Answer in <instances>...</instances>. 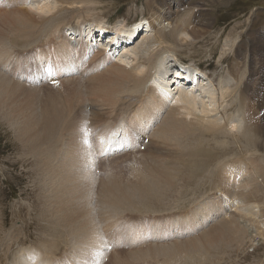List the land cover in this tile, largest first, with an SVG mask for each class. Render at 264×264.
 I'll return each mask as SVG.
<instances>
[{"label": "bare ground", "instance_id": "1", "mask_svg": "<svg viewBox=\"0 0 264 264\" xmlns=\"http://www.w3.org/2000/svg\"><path fill=\"white\" fill-rule=\"evenodd\" d=\"M5 1L8 2V0H0V8L1 5H6ZM17 2L21 3L20 0ZM60 2L66 6L73 4L70 0H60ZM167 4L166 2L164 6L166 7ZM158 5L159 14L155 12L158 14L157 18L161 15L167 18L168 11L164 14V8H161L160 4ZM39 9L41 10V8ZM88 11L86 8L85 12L88 13ZM59 13L51 15L44 21V17L35 16L33 13L21 9L10 8V10L0 11V51L5 46V40L8 46V51L6 50L5 54L1 52L0 56L1 58L5 56L7 69L12 70L14 75L16 73L18 78L16 81L13 79L10 81L7 76L4 77L3 73H0V114L14 122L15 131L25 139L24 143L28 145L35 166L39 168H37L38 172L49 177V181L41 186L42 190L46 191L42 193L45 206L41 207V213L38 212L37 216L39 220L42 218L41 222L43 219L47 220L43 225L37 226L36 241L41 244L40 247H27L29 234H22L20 231L22 228L18 230V233L14 232V229L7 231L5 223L0 218V264H105L104 260L111 254L107 264H212L211 262L216 259H218V264H224L225 258L230 260L232 253L242 250L249 242L252 244L257 241L264 242V229L261 227L257 229L258 225L255 224L259 221L258 219L264 216V210L258 213L252 209L253 207L247 206L246 208L245 206L246 200L254 201L252 200L254 198L258 202L260 196L264 197V192L260 195V191H258V186L264 188V102L261 103L257 100L258 95L254 96L252 100H248L251 96L248 91L251 79L256 86L259 81L261 82L260 88H257L259 92H263L264 89V35L260 33L256 39L251 40L247 61L241 59L246 70L243 76L238 78L235 85L224 83L227 84V87L226 91H223L222 97H231L229 105L231 109L242 113L240 123L237 124L235 121L233 123L234 125L240 124V127L233 126L235 130L232 131L228 128L229 123L233 118H239L240 115L227 114L225 124H223L216 119L208 118L206 120L203 118L204 116L201 117L202 115L199 116L200 114L197 113L201 107L205 111L206 104L202 102L201 96L206 97L211 94L212 97L209 98L211 100L214 98L215 90L211 93L210 88L207 87L209 82L205 84L204 80H198L194 87L189 86L188 91H181L178 87L179 96L175 97V104L170 107L168 100L174 98L173 95L160 88L150 86L155 74H166L165 64L162 63L164 58L157 62V58H155L157 54H155V60H146L147 67L138 71L134 68L127 69L121 63L112 64L111 57L105 53V50L92 47L91 44L84 42L82 26L74 32L79 36L74 39L75 44L64 39V44L59 46L57 40L62 37L58 36L56 39V35L60 33L59 27L62 26L60 20L63 18L62 13ZM186 13L185 18L187 19H179L170 23L173 25V29L170 31L172 34H167L163 30L159 31L158 26L154 27L155 22L153 23L152 20L148 22V31L146 32L156 31L154 37L162 45L168 41L169 44L175 43L176 34L179 31L184 32L190 27L189 20L193 13ZM94 22L93 28L102 31V20H94ZM1 27H6V30L11 33L15 27H22L23 30L13 33L11 39L8 37L5 39L6 33ZM122 29L126 32L123 34L127 35L129 39L136 35L134 29ZM203 29L205 34L208 31L205 37L206 42H204L208 44V37L212 39L211 32L205 24ZM116 31L120 33L121 29H116ZM118 33L116 35L119 36ZM201 46L207 49L210 45ZM16 47L23 48L22 52L27 51L30 55L28 59L20 58ZM152 51L154 48L150 50V52ZM38 52L41 54L38 55L37 62L35 58L31 60L32 54ZM87 52L88 55H86ZM151 54L153 55V53ZM236 55L240 57L241 54L237 51ZM143 57L146 58V55ZM149 58H153V56ZM255 58L260 63L259 68L255 66ZM18 62H20V66H16ZM31 63H35L30 68L39 73V78L48 79L50 84L51 81L55 80L56 82L64 78L61 82L70 81L73 86H78L73 91L92 93L94 99L89 105L90 112L93 118L99 119L96 123L98 125L87 126V123L84 124L83 120L88 115L86 110L77 111L80 118L76 115L74 117V111L66 112L65 108L62 109L63 102L65 101L66 106V102L71 101L68 99L62 101L58 95L53 96L52 103L48 101L42 107L32 105L34 101L32 98L35 96H31V98L28 94L29 96L24 99L18 97L16 94L18 87L31 90V88L20 84L23 77L28 75L27 64ZM45 63H47V67L51 65L49 72L41 70ZM158 63L161 64L158 65ZM90 68L94 75L91 73L92 75H88L87 78L85 73ZM135 68L138 67L135 66ZM67 73L71 75H67ZM240 74H242L241 71ZM193 75L190 73L187 78H193ZM182 76L184 74H180L179 77ZM208 77L207 80H210ZM197 79L198 76L195 75L194 82ZM28 81L26 80V83ZM209 85L211 84L209 83ZM85 97L87 100V95ZM211 105L213 104L211 103ZM246 107L252 114H255L253 118H256L257 122L252 124L246 115H243ZM113 109L117 111L116 114ZM206 111L209 112V110ZM208 112L206 113L208 114ZM116 116L115 122L110 123ZM80 124L81 126L78 128ZM88 127H92L94 130L88 131ZM136 130L142 134L143 141L145 135L147 138L151 135L152 139L161 145V149L154 151L153 147H148V151L151 153L140 159L141 162L136 167L132 180L119 183V178L118 180L105 178L106 181L102 180L104 183L100 189L96 185V182L100 180L95 179V176L92 177L91 173L94 169H99L98 167L102 171L110 173L112 171L110 162L122 156L123 151L138 152L137 149L141 145L138 142L139 137L134 135ZM74 132L77 134L70 139V135ZM64 135H69L67 142L72 146V151L64 159L66 167L61 171L55 165L58 163V155L55 154L53 148H56L58 137L61 141ZM234 164H246L248 168H251L249 176H246L243 182L233 184L239 187V192L234 193L238 202L237 213L235 210V214L230 215L228 207L231 204L226 205L227 201L220 202L215 198L209 205L198 203L197 207L190 211V220L186 219L187 216L178 221L171 220L173 218L171 216L167 220L159 221L161 223L168 220L177 222L170 226L153 227V222L149 224L151 220L145 218V215L149 216L148 214L157 212L158 208H165L170 202V197H181L189 191H194V187L193 190H188L185 188V184L190 183L187 185L189 186L193 183L197 196L202 188L200 184L213 175L216 177L217 173L221 172L216 173V169L220 170L223 167L222 170H224L227 166L230 167ZM68 165L73 172L72 176L66 174ZM233 168L230 167L232 173H234ZM222 174L223 172L218 175ZM42 180L44 179L42 178ZM216 195L218 194L216 193ZM167 200L169 201L167 202ZM181 208L183 209V207ZM126 211H129L128 214L136 216L135 225L127 227L121 225L120 222H125L126 216L124 217L123 214ZM225 211L227 213L221 221L201 235L198 234L199 239L193 238L185 242L179 240L186 235L193 237L192 235L202 223ZM144 219L147 220L143 221ZM112 220L116 221V224L111 223ZM260 220L261 226L263 220ZM257 231V236L250 235ZM155 238H166L167 241L175 239L176 241L168 246H149L141 251L136 250L132 255H121L116 250L123 246L147 243ZM218 249L227 252L224 253V258L221 260L219 256H215L211 259V256L215 255L213 253H217Z\"/></svg>", "mask_w": 264, "mask_h": 264}, {"label": "rangeland", "instance_id": "2", "mask_svg": "<svg viewBox=\"0 0 264 264\" xmlns=\"http://www.w3.org/2000/svg\"><path fill=\"white\" fill-rule=\"evenodd\" d=\"M17 1L18 0H14V1L8 0V2L5 1L4 4L6 5L4 6L1 5L0 11H5L7 9L10 10V8L21 9L33 13L35 16L44 17L43 18L44 21L46 20V18L50 17L51 15H54L56 13L60 14L59 12L62 13L63 18L60 20L62 26L60 25L59 27L60 33H57L56 35V39H58V36L62 37L57 40L59 46L64 44L63 42L64 39L75 44L76 41L74 39L78 38L79 36L75 35L74 32L77 30L78 27L82 26V34H83L82 39L84 40V42L86 44H91L92 47H97L100 50H105V53L110 55L111 57L110 62L112 64H114L115 62L121 63L122 65L127 67V69L134 68V70L138 71L140 69H144L145 67H147L148 62L146 60H155L154 59L155 54H157L155 57L157 58V62L160 59L164 58L165 61L164 59H162V63L165 64L164 68H166L165 69L166 74L165 75L159 73L155 74L153 76L152 81L150 82V86L160 88L173 95L174 98H170L168 100V104L170 105V107L174 106L176 101L175 99L179 96L178 87L181 89V91H186L187 89H189V86H191V84H195L198 80L200 81L204 80L205 84L209 82L211 85H209L208 83L207 87L210 88L211 93H213V90H215L214 91L215 95L213 94L214 96L213 100L209 98L212 97L211 94L209 96L206 95V97L205 96L200 97L203 100L202 102L205 103L206 105H205V111L204 108L201 107V109L203 110L199 109L200 112L199 111L197 112L198 114H200L199 116L201 115H202L201 117L204 116L203 118H206V120L208 118L210 120L216 119L222 122L223 124H225L224 122L227 114L240 115L239 118L238 117H235L236 119L233 118L232 121L229 123V126L227 125L228 128L232 131L235 130L234 128L235 126L240 127V124L234 125L233 123L234 121L237 124L240 123L242 113H238L237 111L235 112L234 109H231V107L229 106L231 103V97L228 98L222 97V93L223 91H226L227 84L235 85V83H237L238 81V78H241L245 73L246 71L245 66L244 64L241 63V59L243 61H247L248 47L251 43V40L256 39L258 34L260 33L264 35V0H216V1L215 0L213 1L212 0H70L71 2H73V4H71L72 6L70 4H67L69 6L63 5L64 3H61L60 0H20L21 3ZM165 1L168 3L166 7L164 6V4H166ZM158 4L161 5V8H164L165 10L164 14L166 13V11H168V14H166L167 18L163 17V15L157 18L156 15L159 14L158 9L160 7ZM39 8H41V10ZM86 8L87 10H89L88 13L85 12ZM199 8L201 10H198ZM81 10L82 12H79ZM91 11L92 13H90ZM155 12H158V14H156ZM186 12H188V14L193 13L192 17H190L189 20L190 27L188 30L184 32L179 31V33L176 34V41H174L175 43L169 44L168 41L167 42L168 44L165 43L162 45L160 44V42L157 41L156 37H154L156 31L153 32L154 31L153 30L152 32L149 33L146 32L148 31L147 29L148 22L152 20L153 23L155 22L154 27L158 26L157 29L159 31L163 30L166 31L167 34H169L170 31H172L173 29V25H170V23L174 21H178L179 19H187L185 18V16L187 15ZM84 14L87 16V18ZM99 19L102 20L101 22L103 26L102 31L99 30L98 28L96 29L93 28L95 26L93 25V23H95L94 20L99 21ZM204 24L211 32L212 39L208 37L209 40L208 44L204 43L206 42L205 37L206 34L208 33V31L206 32V34L204 33L205 31L203 29ZM1 28L2 30H4V33H6L5 39L6 37L11 39L13 33H17L23 30L22 27H15L13 29V32L11 33L8 32V30H6V27H1ZM122 28L134 29L136 30V35L134 36V38L129 39L127 35L123 34L126 32H124L125 30H123ZM116 29H121V32L118 33ZM154 29L156 30V28ZM116 33H118L119 36L116 35ZM170 34H172V32ZM100 38L102 39L98 41V39ZM20 39L22 40L21 37ZM241 40L245 41V44L247 46L246 47L241 46V47H245L246 49L245 52H241L240 50H237L238 53L241 54L239 55L240 57H238L236 55L237 51L234 52L232 46L235 44L237 45ZM6 43L7 42L5 40L4 43L5 46L3 48L4 50L2 49L0 53L2 52L3 54H5L6 50L8 51V46ZM201 45L204 46L210 45V46L206 49L203 48ZM153 48L154 51L150 52V50H153ZM17 49L18 48L16 47V50ZM22 50L23 48L18 49L19 57L20 58L22 57L23 59H28V56H30L29 53L27 51L22 52ZM151 53H153V55ZM39 54L41 53L38 52L36 54L34 53V55L32 54V57L30 59L32 60L33 58H35L37 62V57ZM86 55H88V52ZM144 55H146V58L143 57ZM150 56H153V58H149ZM111 59L114 62H112ZM256 61L257 59L255 58V62H254L255 66L256 68H259L260 63ZM5 62H6L5 56H2V58L0 56V71H1L0 73L1 74L3 73L2 75L4 77L7 76L8 80L10 81H12V79L14 81L18 80V78L13 74L12 70L7 69V65H5ZM34 64L35 63H31L30 65L33 66ZM46 64L47 63L43 65V68L49 69L46 71H50L51 65L48 68ZM159 64L161 63H158V65ZM18 65L20 66V62L16 64V66ZM108 65L110 66V64ZM135 66L138 68H135ZM235 71L237 72V74ZM240 71L242 74H240ZM197 72L198 73L200 72L199 76L198 74H196ZM37 73L38 72H31L30 73L32 74L31 76L23 77V80L20 81V84L25 85V87L27 88H31V90L23 89L21 86L20 87L17 86L18 91L16 94L18 97L20 96L21 99H24L29 95L30 97L35 96L33 98L31 97L35 101L32 102V105L35 106L39 105V107L40 106L42 107V105L47 104L48 101L52 103L53 101H51V99L53 98V96L58 95L60 100L62 101L67 99L71 101V102H66V106L64 101L62 105V109L65 108L66 112L69 111L68 113L70 112L72 113L74 111V117L76 115L78 118H80V115L77 111L86 110L88 112V115L86 116L87 118L83 120L84 124L87 123V126L98 125L96 123L99 121V119L93 118L92 113L90 112L91 107L89 105L90 102H93L94 99V95H92V93L86 91H81L82 93L81 92L78 93L76 90L73 91L74 88L78 86H73L70 81L61 82L64 79L61 77H60L61 79L56 82L55 80L51 81V84L49 83L50 81L48 79L43 77L35 81V78L39 77V73L38 74ZM91 73L92 70L90 68L85 73L86 77L88 78V75L93 74ZM176 73L184 74V76L179 77L180 74L177 75ZM190 73L194 74L193 78L195 75L198 76L196 82H194L193 78H187L189 77ZM67 75H71V74L67 73ZM206 76L207 77L209 76L208 79L210 78V80H207ZM171 79H173V82L170 83ZM26 80H29L28 83H26ZM204 83L202 84V86L204 85ZM224 83L227 84L225 85ZM198 85H200V83ZM260 85H261L260 81L258 82V86H256L253 84V80L252 79L250 80L248 91H250L249 94L251 96L250 98L248 97L249 101L252 100L254 96L258 95L257 100L260 101L261 103L264 102V95H263L264 89L263 92H259L257 90L258 87L260 88ZM30 93H32L33 95H31ZM245 94L247 95V92ZM84 95L85 96L87 95V100L85 99L86 97ZM215 98L218 99L216 100ZM84 100L86 101L84 102ZM211 103L213 105H211ZM113 110L115 111L116 114L117 111L115 109ZM206 110H209V112ZM212 111L215 112L213 113ZM206 112H208V114ZM244 114L246 115V118L250 123L253 124L257 122L256 121L257 119L253 118L255 114H252V112L247 110V107L243 115ZM249 114H250V119H249ZM117 116L113 120H111L110 123L113 124L117 119ZM7 120L8 119L5 118L4 115L0 114V218L2 222L5 223L7 231L14 229V232L18 233L19 232L18 230L22 228L20 230L22 234L25 235L29 234L28 235L29 241H27L26 243L27 247L29 248L40 247L41 244L36 241L37 226L43 225V223L47 222V220L45 221V219H43L41 222L42 218L39 220L37 216L39 215L38 212L41 213L42 210L41 207L45 206L42 193H45L46 191L42 190L41 186L46 181H49V177L43 175L41 172H38L39 168L38 166H35L36 164L34 163V158L30 153L28 145H25L24 143L25 139L22 138L17 131H15L16 127L14 126V122H12L11 120H8L9 121L8 122ZM230 125L232 126V128ZM80 126L81 124L78 126V128ZM92 127H88V131L93 129ZM76 134L77 132L72 133L70 135V139L73 138L74 135ZM134 135L139 137L138 142H140L141 145L137 149L138 152L133 153L132 150L127 152L123 151L122 156H119L110 162L112 166V171L110 173H108L107 171L106 172L102 171L100 167H98L99 169H94V171L91 173L92 177L95 176V179L100 180L96 182L97 187H100V189H102V183H104L102 182V180L106 181L105 178L115 179V180H118L119 178V183H123L126 180L127 181L132 180L133 177L135 176L136 167L141 162L140 159L143 156L147 155L148 153H151L150 151H148V147L149 148L153 147L154 151L161 149V145L158 144V141L156 142V140H153L151 135L148 138L145 135L144 141L142 134H139L137 130L134 132ZM67 140H69V135L68 136L64 135L61 141L60 138L58 137V142H57L58 145L56 144V148H53L55 154L58 155V160H57L58 163L55 165L56 167L61 169V171L66 167V163L64 159L67 158L69 153L72 151V146L67 142ZM60 150L62 153L59 152ZM69 167L70 165L67 166L66 174L72 176L73 172ZM230 167H234V166H230ZM218 169L215 170L216 173L219 171L221 172L217 173L216 177L213 175V177L207 178L206 181L200 184L202 185V188L198 192L197 196L195 193V185L193 183H191V185L189 186L187 185L190 183H188L187 185L185 184V188H187L188 190H193L194 187V191H189L186 195H183L181 197L172 196L169 199L170 202L167 205L168 207L166 206L167 208L166 207L163 208L164 210L158 208L157 212L154 213L152 212V214H148L149 216L145 215V218L151 220L149 224H152L151 222H153V227L154 226L161 227L166 225L170 226L171 224H176L177 222H173L170 220L166 221L167 223L159 222V221H163L164 219L167 220L171 216H173L171 220L178 221L181 218H185L186 216H187L186 219L190 220L191 219V217L189 218L191 214L190 211H193L197 207L198 203L201 204L205 203L206 205H209L211 202L214 201L215 198L219 199L218 201L220 202L227 201L226 205L228 203L231 204V206L228 207V213L230 215L235 214V210L237 213L238 202L234 193L239 192L238 191L239 187L227 183V178L225 175H227V173L229 172L228 166L224 170H222L223 167H221L220 170ZM250 171L251 168H249V172ZM222 172L223 174L219 176L218 174ZM42 178L44 180H42ZM215 179L216 181H214ZM222 184L223 185L225 184L226 187L229 185L230 186L225 189L224 188L225 186H222ZM258 191H260V195H262L261 193L264 192L263 186L262 187L258 186ZM216 193L218 195H216ZM169 200H167V202ZM252 200L254 201L246 200L247 202L246 201H242V202H246L245 205L246 208L247 206H250L251 208L253 207L252 209H254L255 212L256 211L258 213L263 212L262 210H264V197L260 196L258 202L254 198ZM181 207H183V209ZM127 212L129 211H126V213L123 214L124 217L126 216L125 217L126 219L124 223L120 222L121 225L125 227H127L128 225H135L137 221L136 216L135 215L132 216V214H128ZM174 212L177 213L174 215H170L173 214ZM226 213L227 212L225 211L224 213L219 214V216H215L216 218L211 217L210 219H208L207 222L202 223L200 228L197 231H195L194 234L192 235L193 237L186 235L179 240L185 242L186 240L189 241L193 238H198L197 236L201 235V233H204V231H207L209 228L215 226L219 221H221L222 217H225ZM42 215L43 214H41V216ZM147 219H144L143 221H146ZM260 219L263 220L261 226L259 222L261 221ZM260 219H258L259 220L258 222L254 220L255 222H257L254 223L258 225L256 227L257 229H259L260 227L264 229L263 228L264 216L261 217ZM113 221L114 220H112L111 223L116 224V221L114 222ZM257 234L258 231L250 235L257 236ZM17 235L20 237L19 234ZM174 241L176 240L169 239L167 241L166 238H155L153 240L148 241L147 243L137 244L134 246H126V247L123 246L124 248L121 247V249H116V250L119 251L121 255H127V254L132 255L135 253L136 250L141 251V249L142 250L147 249L149 246L152 247H160V245L168 246V244L169 245L173 244L172 242ZM110 249H112V246H110ZM225 252L226 251H224L223 249H218L217 253L215 252L213 253L215 255H212L211 259L214 258L215 256H219L220 259L222 260L224 258L223 255ZM111 255L104 260L105 264L108 263L110 259L109 257H111ZM199 255L202 256L203 254H199ZM230 260L229 258H225L224 264H228V263L233 264L234 261H235L234 264L236 263L264 264V242L257 241L254 244L249 242L242 250H237V252L232 253ZM211 263L218 264V259H216Z\"/></svg>", "mask_w": 264, "mask_h": 264}]
</instances>
